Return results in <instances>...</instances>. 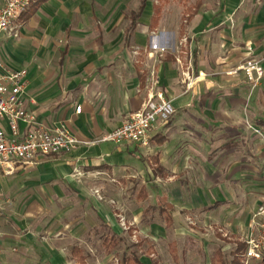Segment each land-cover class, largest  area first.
Here are the masks:
<instances>
[{
  "label": "crops",
  "instance_id": "1",
  "mask_svg": "<svg viewBox=\"0 0 264 264\" xmlns=\"http://www.w3.org/2000/svg\"><path fill=\"white\" fill-rule=\"evenodd\" d=\"M143 1L145 7L141 12ZM102 2L47 0L38 4V0H34L30 10L20 20L19 36L3 34L0 37V71L27 70L30 86L25 98L26 108L35 114L37 124L46 128L64 124L80 142L77 149L42 158L36 165L17 164L11 175L4 170L0 172V193L9 200L2 202L0 216L2 263L17 264L23 252L31 248L34 242L31 234L35 230L32 217L37 213L34 210L47 199L52 202L66 199L65 187L78 191L87 177L107 176L112 178L108 181H118L122 185H134V179L138 178L142 184L139 198L145 201L149 197L147 187L152 184L143 181V177H152L156 182L178 176H198L201 169L208 170L210 167L209 155L216 147L222 146L220 142L244 139L246 116L250 117L254 127L264 126V79L259 87L252 89L242 72L234 73L247 58L245 49L237 52V59L232 55L221 61L217 53L207 48L210 38L206 34L211 18L201 12L204 0H196L194 4L187 0L177 30H168L160 25L163 9L169 3L163 5L158 16L154 8L159 4L158 0L152 5H149V0H140L138 9L131 12L126 41L135 31L139 39L144 32L155 33L158 30L161 36L153 37L151 45L171 48L170 52L167 51L165 58L157 62L150 59V54L144 62V69L132 62L127 65L126 73L119 77L113 75L112 80L121 86H116L118 91L112 98L107 97L108 101L103 97L94 100L86 89L76 94L74 91L79 86L76 84L77 71L70 72L72 60L69 56L73 52L70 41L78 32L72 26L78 18L82 17L86 23L93 19L102 35L95 9V4L101 5ZM197 2H201L202 6L187 22L185 11L188 7H195ZM2 5L3 0H0ZM145 16L146 22L140 23ZM155 21L157 24H153ZM63 33L65 43L60 45L58 40ZM178 35L186 40V45L181 48L176 42ZM253 48L257 54L264 52V45ZM189 65L195 79L191 88L183 79L184 68ZM152 73L157 75L159 89L173 103L175 114L172 119L152 130V139L146 148L95 143L122 126L128 116L143 109L149 96L148 87L152 81L149 75ZM78 107H81L80 113L76 112ZM0 127L11 136L6 123H1ZM21 128L23 133L25 126ZM251 140V144L257 146L258 140ZM225 153L233 154L229 149ZM254 153L256 156L257 151ZM205 162L209 167L203 166ZM142 192L147 194V199H141ZM161 202L174 206V224L175 205L167 196L158 197L157 205ZM149 208L145 213L150 211ZM110 227L113 229L112 225ZM116 233L117 237L119 233ZM236 235L228 237L221 234L218 239L237 248L236 242L243 240L241 234ZM219 250L224 256L223 250L218 249L217 252ZM214 262L212 260V264Z\"/></svg>",
  "mask_w": 264,
  "mask_h": 264
},
{
  "label": "rangeland",
  "instance_id": "2",
  "mask_svg": "<svg viewBox=\"0 0 264 264\" xmlns=\"http://www.w3.org/2000/svg\"><path fill=\"white\" fill-rule=\"evenodd\" d=\"M153 3L155 0H149V5ZM139 4L140 0H103L101 5L95 4L102 35L93 19L86 23L81 17L73 23L72 29L78 33L70 41L73 52L69 60L70 72L77 71L76 94L86 89L94 100L103 97L108 101L107 97L112 98L121 86L112 80L113 75L126 73L132 62L144 69L150 54L153 61L163 60V48L170 52L171 48L151 45L153 37L161 36L158 30L144 32L139 39L135 31L126 41L131 12ZM183 10L181 0H171L163 9L160 25L177 30ZM201 12L211 18L207 48L221 61L232 55L237 59V52L264 45V0H204ZM146 18L142 17L140 23ZM176 42L180 48L186 45L179 35ZM64 43L63 33L58 44ZM149 76L157 77L155 73ZM245 119L244 139L220 142L222 146L209 155L210 167L203 163L209 168L201 169L198 176L156 182L152 177H143L152 184L147 187L149 197L145 201L139 198L142 184L138 178L134 185H122L108 181L112 178L107 176L87 177L78 191L65 187L66 199H47L34 210V242L17 264H80L72 256L74 247L81 249L86 264H119L132 253L145 264H212V260L217 261L218 249L223 250L224 260L230 264L236 246L225 244L218 236L241 234L245 242L255 214L264 203V126L256 128L250 117ZM254 138L257 146L251 144ZM228 149L233 154H226ZM161 196H167L176 208L171 227H166L159 213L157 198ZM5 201L9 200L0 193L1 207ZM148 207L152 210L145 213ZM116 232L121 241L110 250L104 248V238Z\"/></svg>",
  "mask_w": 264,
  "mask_h": 264
},
{
  "label": "built area",
  "instance_id": "3",
  "mask_svg": "<svg viewBox=\"0 0 264 264\" xmlns=\"http://www.w3.org/2000/svg\"><path fill=\"white\" fill-rule=\"evenodd\" d=\"M34 0H3L0 6V37L3 34L18 37L21 18L30 10ZM167 53L161 49L160 54ZM180 62V61H179ZM242 72L252 89L260 86L264 79V52L257 54L247 48V58L234 73ZM184 83L191 88L195 83L191 66L183 71ZM30 86L26 69L0 71V124L6 123L11 136L0 127V172L11 175L17 164L33 166L42 158L69 153L78 148L80 142L66 125L46 128L37 124L35 114L26 108L25 98ZM149 96L143 109L131 114L122 126L103 136L95 143H115L149 147L152 130L167 124L175 114V108L159 82L152 79L148 87ZM81 112V107L76 110ZM22 125L25 130L22 133ZM98 193V192H97ZM2 207L0 205V216ZM245 241V263L261 262L264 257V203L258 208ZM0 264H6L0 262Z\"/></svg>",
  "mask_w": 264,
  "mask_h": 264
},
{
  "label": "trees",
  "instance_id": "4",
  "mask_svg": "<svg viewBox=\"0 0 264 264\" xmlns=\"http://www.w3.org/2000/svg\"><path fill=\"white\" fill-rule=\"evenodd\" d=\"M46 1L47 0H38V4L44 3ZM183 1H184V4H187V0H183ZM158 3L159 4L154 6V8L156 10V14H158L159 16L161 14L163 5H165L166 3H169V0H158ZM201 6H202V3L197 2L195 7H193L194 9L189 8V7L186 9L185 15H186L187 22L192 20V18L195 15L194 12L198 11L201 8ZM144 7H145V1L142 2L141 8H140L141 12L143 11ZM153 24H157V21H155ZM134 26H135V23L133 24V27ZM147 197H148L147 194L145 192H142L141 199L145 200L147 199ZM159 207H160V215L163 216L168 227H171L173 224V213L175 211L174 206L169 203L161 202ZM148 210H151V209L149 208ZM120 241L121 239L117 238L115 235L106 236L103 240V246L104 248L110 250L111 248L116 247L118 245V242ZM225 241H229V243H232L231 240H228V239H225ZM236 244H237V248L232 253L233 260L231 261L230 264H244L243 258H244L245 250L247 248V244L243 241H240V242L238 241L236 242ZM174 251H175V248H174ZM72 256L80 264H86V260L82 256V251L79 247H74L72 249ZM216 262H220V264H227V262H225L224 260L223 253L221 250L217 252ZM216 262H214L213 264H216ZM119 264H145V263L142 262L141 257L139 255H137L136 253H132L129 256H124L123 260ZM260 264H264V257H263V260L260 262Z\"/></svg>",
  "mask_w": 264,
  "mask_h": 264
}]
</instances>
